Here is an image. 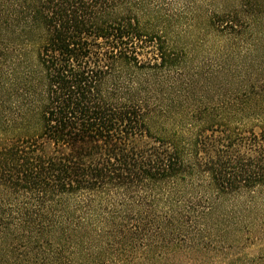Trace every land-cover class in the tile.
Returning a JSON list of instances; mask_svg holds the SVG:
<instances>
[{"label":"trees","instance_id":"trees-1","mask_svg":"<svg viewBox=\"0 0 264 264\" xmlns=\"http://www.w3.org/2000/svg\"><path fill=\"white\" fill-rule=\"evenodd\" d=\"M259 240L264 0H0V264H264Z\"/></svg>","mask_w":264,"mask_h":264},{"label":"rangeland","instance_id":"rangeland-1","mask_svg":"<svg viewBox=\"0 0 264 264\" xmlns=\"http://www.w3.org/2000/svg\"><path fill=\"white\" fill-rule=\"evenodd\" d=\"M201 49H202L200 51L201 54H200V57H198V60H200L201 58H203L205 56H209L208 57L209 59H212V57L215 58V55L211 54L210 50L211 49L215 50L216 49V44L215 45L208 46V47H203ZM263 244H264V240H262V241L259 240L254 245H250L248 248H245L243 250H254V251L257 252L258 250H263V248H262L263 247Z\"/></svg>","mask_w":264,"mask_h":264}]
</instances>
